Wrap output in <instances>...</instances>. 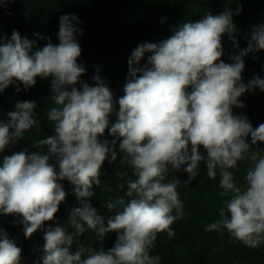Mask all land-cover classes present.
<instances>
[{
    "label": "clouds",
    "instance_id": "9594fccd",
    "mask_svg": "<svg viewBox=\"0 0 264 264\" xmlns=\"http://www.w3.org/2000/svg\"><path fill=\"white\" fill-rule=\"evenodd\" d=\"M232 16L230 10L209 13L200 21L177 26L158 44L138 45L128 60L129 77L118 100V119L112 124L113 93L104 80L96 75L95 86H75L86 71L77 62L82 50L72 23H79L76 16L59 18V44L49 42L33 52L35 42L14 31L0 45V93L14 82L27 89L37 77L51 78L55 105L46 113L55 135L34 144L41 150L46 147L47 153L19 151L3 158L0 215L22 217L24 235L31 238L54 219L66 199L59 181H69L78 198L93 195L90 189L100 185V170L109 154L112 162L117 160V142L121 163L129 165L135 176L127 181L123 195L106 201L105 207L114 213L107 219L85 202L71 212L68 223L75 229L73 235L60 226L48 227L43 264H160V257L150 254L157 236L166 232L173 237L171 226L184 216L179 180L165 182L169 168L179 171L187 165L183 171L190 184L201 161L209 179L219 174L220 196L227 197L219 209L220 219L206 225L205 231L225 229L234 241L251 248L264 243V152L250 150L264 142V124L253 128L246 116L232 111L233 106L244 107L239 97L249 89L264 90V79L258 76L248 85L241 82L242 57L264 50V25L253 29L248 48L231 58L234 63H225L222 36L227 34L238 47ZM146 53H151L148 64L137 67ZM35 107L32 101L17 102L16 111L7 114L8 122L0 121V153L37 124ZM106 129L115 139L101 142ZM52 157L55 163L50 162ZM240 161L249 162L243 187L232 171L238 170ZM86 228L101 242L113 232L118 238L110 249L78 245L73 253L75 236ZM21 251L0 228V264H19Z\"/></svg>",
    "mask_w": 264,
    "mask_h": 264
},
{
    "label": "trees",
    "instance_id": "16d2710c",
    "mask_svg": "<svg viewBox=\"0 0 264 264\" xmlns=\"http://www.w3.org/2000/svg\"><path fill=\"white\" fill-rule=\"evenodd\" d=\"M225 10L233 13L234 37L238 47L227 34L223 35L224 54L221 59L225 63H234L231 58L248 48L253 29L264 25V0H0V45L10 40L14 31L35 42L33 52L49 42L59 44V18L63 15L76 16L79 23L75 20L72 23L78 29L75 38L82 50L77 62L86 71L75 86L78 89H82L84 83L95 86L96 75L104 80L113 93L114 112L109 117L112 124L118 119V100L124 94L123 88L129 77L128 60L137 46L149 42L158 44L172 36L175 28L182 23L197 22L209 13L219 15ZM150 55L146 53L137 67L147 65ZM242 59L245 65L241 73L243 84L248 85L257 76L264 79V50L249 52ZM36 79V84L27 89L22 83L14 82L0 93V121L8 122L7 114L16 111L17 102L23 101L35 102L37 120V124L26 131L22 139L0 153V164L5 156L19 151L46 154V147L41 150L34 144L55 135L54 124L48 121L46 115L55 106L51 100V78ZM239 100L244 107L233 106L234 115L246 116L253 128L264 124V90L258 87L249 89ZM99 139L103 142L115 138L106 129ZM247 142L251 145V135ZM118 143L117 160L112 162L109 154L100 170V185L93 184L90 189L93 192L91 197L78 198L69 181H59L67 193L66 199L59 205L54 219L45 222L31 238L24 235V225L20 222L22 217L0 215V228L22 249L19 264H43L44 232L48 227L60 226L67 235H73L75 229L68 221L72 210L82 207L83 203H91L105 219L114 214L105 207L106 201L123 195L127 190V181L135 179L131 167L121 163L123 153L119 152ZM250 150L264 152V142L251 145ZM200 153L207 156L202 146ZM55 160V157L50 158L52 163ZM186 166L182 165L179 171L169 168L165 181L179 180L177 191L184 206V216L171 226L175 232L173 237L169 238L166 232L158 234L150 254L159 256L160 264H264V243L251 248L234 241L225 229L220 232L205 231L206 225L220 219L219 209L224 207L227 197L220 196L219 174L215 180L208 178L205 161L200 162L197 178L190 184L185 183L188 181V174L183 171ZM248 166V161H240L238 170H232L238 186H244L243 177ZM56 168L58 171V164ZM121 184H124V189H120ZM117 238L118 234L113 232L101 242L94 232L86 228L82 235L75 236L70 250L74 253L78 245L107 250L114 246ZM82 258H86V254Z\"/></svg>",
    "mask_w": 264,
    "mask_h": 264
}]
</instances>
